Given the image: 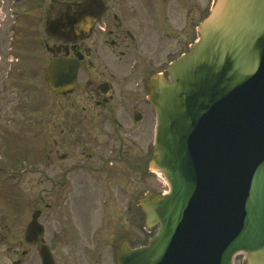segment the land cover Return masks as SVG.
<instances>
[{
  "label": "flooded vegetation",
  "instance_id": "1",
  "mask_svg": "<svg viewBox=\"0 0 264 264\" xmlns=\"http://www.w3.org/2000/svg\"><path fill=\"white\" fill-rule=\"evenodd\" d=\"M22 2L26 7L16 8ZM13 7L8 10L16 11L15 20L7 18L5 29L20 33L17 47L24 49L29 32L38 44L45 36L49 60L69 58L77 71L72 91H50V127L39 126L40 133H36L48 149L34 156L17 154L10 165L14 160V164L37 161L43 172L53 171L55 209H62L56 217L64 216L66 225L62 228L57 222L59 233L74 237L77 247L71 253H51L53 264H117L118 242L125 241L130 248L138 246L134 241L140 235L139 200L146 191L154 190L146 189L138 197L132 185L138 177L152 176L149 160L155 118L147 101L146 81L156 74L166 77L167 65L195 41L197 24L203 18L202 0H17ZM27 60L16 55L7 72L19 79L25 74L26 78H42L44 61L37 62L34 69L32 62L23 68ZM37 108L39 105L33 107ZM10 109L20 114L24 107ZM13 118L7 122L19 123ZM129 128L134 137L120 133ZM75 153L78 158L72 157ZM32 166L36 168L35 163ZM87 178L94 179L100 193L91 195L95 189L86 186ZM109 207L114 209L109 220L117 236L111 247L113 255L97 253L103 249L102 234L107 236ZM91 221L103 224L102 229L93 228L94 241L88 228ZM123 223L126 225L116 232L114 225ZM146 234L149 236L143 242L151 232ZM83 240L91 253L84 249ZM27 254L21 253L18 264H42L39 253Z\"/></svg>",
  "mask_w": 264,
  "mask_h": 264
},
{
  "label": "water",
  "instance_id": "2",
  "mask_svg": "<svg viewBox=\"0 0 264 264\" xmlns=\"http://www.w3.org/2000/svg\"><path fill=\"white\" fill-rule=\"evenodd\" d=\"M199 40L148 81L157 115L151 168L170 192L140 201L146 245H118V264H264V0H216ZM68 61H53V91L74 85ZM34 213L28 243L42 233ZM43 264H51L43 246Z\"/></svg>",
  "mask_w": 264,
  "mask_h": 264
},
{
  "label": "rangeland",
  "instance_id": "3",
  "mask_svg": "<svg viewBox=\"0 0 264 264\" xmlns=\"http://www.w3.org/2000/svg\"><path fill=\"white\" fill-rule=\"evenodd\" d=\"M209 2L210 0H203L202 2L203 12L205 13L209 9ZM25 7L26 2H22L18 4L16 8L24 9ZM5 9L7 8L4 6V15L7 14ZM26 19H22V21L24 22ZM8 20L11 22L15 20V17H8ZM1 25L0 56L3 61L10 53L13 54V51H10L8 47L15 49L13 43L9 44L8 38L12 40L14 33L16 36L20 37V33L7 31L5 29V24ZM28 34L30 36L28 35L25 38V46L23 45L24 49L19 48V54L28 58V60L22 64V67L27 68L32 62L34 69L35 64L40 62L43 57V59H46V56L44 53L43 57L41 56L42 46L35 42L33 32H29ZM17 39L18 44L20 40L19 38ZM13 75L14 74L7 72L6 67L2 68L0 71V82L4 81V91H0V264H18L19 259H21V253H28L27 257H31L32 253H37L39 245L30 246L24 241V232L27 223H29L31 214L36 209L41 211L39 221L45 229L42 238L44 243L49 246L52 253H71L72 248H77L75 246L76 239L74 237H66L64 236V233H59L60 225L62 228H65L66 225L65 219L63 218L64 216L56 217V214L60 213L62 209H55L53 198L54 193H52L54 186L53 182L55 179H53L52 169L49 168L46 170L47 172H43L41 168L36 166L37 161L34 162L36 168L32 166L34 163H30L31 161H28L27 163L23 161V164H21V162L14 164L16 162V160H14L12 163L13 165H4L5 163L11 164L13 160L12 158L17 156V154L21 156L25 152L24 156L26 157L29 155L34 156L38 152V155L42 154L41 152L45 150L47 146H44V140H38L39 138H36V133H40L41 128L49 129V123H51L50 120L48 121L47 115L49 113L48 107L52 102V95L50 91H47L44 83L45 81L41 78L35 80H32L34 78H31V80H22L23 84H29V87L31 88L30 91H27L26 89L23 91L16 87L19 86V81L21 80L16 77L17 81H15L16 78ZM24 77H28V74H25ZM5 84L7 85V89H5ZM19 104L22 106L24 105L26 112L31 113V115L23 114V110L20 114H14L10 107ZM37 105H39V108L34 110L33 107H36ZM43 107L45 108L43 109ZM12 117H14V121L23 120L24 124L22 126H18L19 124H8L7 121L12 119ZM39 126L41 127L40 129ZM120 133H122V135L129 134L134 137L131 128H129L127 132L120 131ZM119 138H122V136ZM145 141L146 138L141 144H144ZM133 153H136V149L133 150ZM72 157L78 158V154L75 153ZM9 168L13 171L8 170ZM21 169H24L25 171L21 172ZM94 183L95 181L93 178L86 179V186L95 189L94 194H91L92 196L101 192L96 189ZM132 185L134 189L133 193H137L138 197L141 196L146 189L152 188L157 191L164 190L161 185L160 177L155 174L148 178L138 177V181H134ZM106 210L108 211V216L105 217V231H107V236L104 238V235L102 234L103 241L101 247L103 249H100L97 253L113 255V249H111V247H113L117 236L112 232L109 213L110 211H114V209L109 207L106 208ZM116 211L117 209L115 212ZM57 222H59L60 225H58ZM143 223L144 216L139 210L140 235L139 240L134 241V244L140 245L143 243L145 236H149V234H146V232L142 230L141 226ZM125 225L126 223H123L122 225H114L116 232H118V227ZM95 227L102 229L103 224L91 221L88 228H91L92 230V233H90V240L92 241H94L92 238L93 228ZM141 234H144V236L142 237ZM83 245L84 249L88 253H91L86 240H83ZM30 264L32 263L30 262ZM233 264H245L243 255L237 254L233 259Z\"/></svg>",
  "mask_w": 264,
  "mask_h": 264
}]
</instances>
